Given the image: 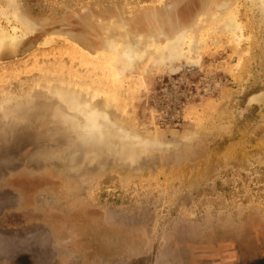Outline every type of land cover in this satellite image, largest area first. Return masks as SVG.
<instances>
[{"label": "rangeland", "instance_id": "1", "mask_svg": "<svg viewBox=\"0 0 264 264\" xmlns=\"http://www.w3.org/2000/svg\"><path fill=\"white\" fill-rule=\"evenodd\" d=\"M209 1L0 0L17 38L0 55V264H264L258 1L231 8L241 41L194 30L173 72L147 57L119 74L101 51V20L142 51L141 32L173 37ZM163 40L149 56L168 61Z\"/></svg>", "mask_w": 264, "mask_h": 264}, {"label": "bare ground", "instance_id": "2", "mask_svg": "<svg viewBox=\"0 0 264 264\" xmlns=\"http://www.w3.org/2000/svg\"><path fill=\"white\" fill-rule=\"evenodd\" d=\"M12 1L13 0H8V2H12ZM254 1H258L259 7L263 12V18H264V0H254ZM233 5H235V0H210L208 2L206 9H204L198 15L196 21L193 22L191 25L182 28L178 33L174 34L173 37H167L164 31L162 29H159L158 27L151 29L149 37L145 36L146 33L141 32L140 36L142 37L144 42L141 39L140 43L141 42L142 43L140 44V46L142 45V47L145 48V50L142 48V51L138 50L134 46L135 44L131 43V36L132 35L134 36L135 34L132 33L133 31L132 24H127L126 21L123 20H113L112 22H109L107 20H101L98 23V26L104 32L103 33L104 48H101V51H104L105 54H109L110 56L114 55L116 60H119L121 62L120 67L117 70L119 74H122L124 71H128L129 69H131L133 66L132 64L133 62L138 61L142 63L145 60H147L146 59L147 57H149L150 58L149 60H151L152 62H155V64L162 65L163 67L166 68L169 67V71L173 72L177 69V68L175 69L174 67H170V63L172 62L171 60L174 58L173 53L176 52L177 47L181 48V44H183L186 39H188L187 42L189 41L190 39L189 35L194 30L196 32L199 31V36L202 37L203 39L206 38V36L211 31L214 32V30L217 31V33L219 34L218 36H224V38L225 37L229 38L231 41L235 43L239 42V40L243 38V36L241 35L243 29L240 27L239 23H237V16L235 15V13L231 11ZM16 16H17L16 19L18 20V22L20 23L21 27L24 30L27 31V29H29V26H32V23L29 21V19L19 16L17 14ZM113 32L116 33L121 32L122 34L119 36L111 37L112 36L111 34H114ZM231 33L233 34V36L230 38ZM161 38H163L164 39L163 41H165L166 43L164 48H166L169 52L168 61H163V60L161 61V59H159L160 58L159 56H156V58H153V56H149V54L152 52L149 46L153 45L155 47L158 44H161L160 43L162 42L160 41ZM16 42H17V38L15 36L14 37L9 36L0 31V55L5 51L12 50L14 47H16L17 46ZM188 44L190 45L191 48L190 53H192V49H194L195 47H193L192 42L191 43L188 42ZM196 53H197V49H196ZM190 64L193 65L196 63L191 61ZM84 116H86L85 117L86 121L88 122V124L91 125V127L93 128L96 127L95 119L98 116L95 114L94 108L91 107L90 104L88 106V112L84 113Z\"/></svg>", "mask_w": 264, "mask_h": 264}]
</instances>
